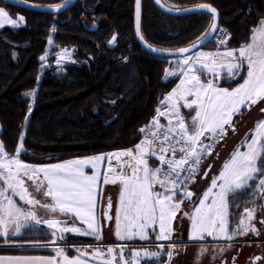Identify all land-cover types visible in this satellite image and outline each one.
Wrapping results in <instances>:
<instances>
[{"label": "trees", "instance_id": "trees-1", "mask_svg": "<svg viewBox=\"0 0 264 264\" xmlns=\"http://www.w3.org/2000/svg\"><path fill=\"white\" fill-rule=\"evenodd\" d=\"M24 1L56 6L65 0ZM162 2L175 9L211 5L220 15L219 26L232 35L228 45L235 49L248 42L252 28L264 18V0ZM0 7L24 19L23 26L0 29V143L10 156L15 155L21 137L19 159L36 165L132 149L139 143L140 129L154 118L178 77L165 79L169 59L151 56L137 44L134 0H78L57 16L1 2ZM210 24L208 14L171 17L159 12L152 0H143L141 33L153 47L188 46L203 37ZM93 25L96 28L91 31ZM114 35L116 40L110 44ZM49 40L54 45L50 52L59 47L74 50L75 62L63 66L61 72L52 65L43 69L41 57ZM244 76L243 72L233 79L222 75L219 85L232 89ZM29 92H34L33 99L26 95ZM262 164L264 159L258 161V166ZM256 183L250 181L229 204L230 230L241 220L243 210L253 206ZM14 240L50 241L51 237L28 233ZM67 241L85 240L70 237ZM0 253L18 252L0 249ZM68 253L75 255L72 250Z\"/></svg>", "mask_w": 264, "mask_h": 264}, {"label": "snow or ice", "instance_id": "snow-or-ice-1", "mask_svg": "<svg viewBox=\"0 0 264 264\" xmlns=\"http://www.w3.org/2000/svg\"><path fill=\"white\" fill-rule=\"evenodd\" d=\"M159 3V0H157ZM62 6H56L58 10ZM170 11L172 9H169ZM182 11H200L211 13L213 23L212 31L217 30L216 9L208 4H201L196 9H184ZM8 17L5 9L0 8V23ZM23 20V17L19 18ZM12 25L18 26L16 21H10ZM140 22V0H136V27L139 34ZM206 35H211V32ZM143 39V37H141ZM116 36L109 42L114 43ZM204 38L200 42L203 43ZM192 47H197L193 44ZM190 48H181L180 54L188 53ZM66 51V50H65ZM238 52V55L236 53ZM220 53H197L195 57L185 56L183 64L188 65L183 70L184 79L178 89H174L162 102L168 112L167 125H161L159 117L164 115L157 109V116L153 121L140 129L145 133V138L134 146V149H127L117 153L101 154L99 156L87 157L83 160L68 161L63 164L44 166L29 165L19 159L23 148V137L20 146L16 149L15 155H9L2 143H0V180L4 186H0V198L7 201L5 207L0 201V225L4 226V234H7V222H15L20 216L25 220H34L37 224L44 223L53 229L52 235L57 239H65V233H73L82 236L95 238L97 241L103 239L102 225L96 217L98 207L97 185L100 174H84L85 165H91L93 169L98 163L107 161L108 169L104 173V184H116L121 186L119 206L116 210L115 235L119 240H131L136 237L148 239L146 229L159 223L157 240H168L171 236L170 220L174 219L180 210L183 200L176 201L175 197L183 193L186 199H191L193 193L187 189L186 180L192 179L195 175L202 156L210 153L217 138L226 135L225 125L232 128V118L238 114L241 107L250 108L264 100V20L252 30L250 42L242 45L239 49H233L223 53L229 58L226 65L227 74L230 78L239 75L241 67L247 64V77L242 84L229 90L214 84L209 80L206 84L197 75L201 69H206L214 77L216 72V57ZM212 57L211 63L202 62L201 57ZM44 59V57H41ZM221 67H225L221 65ZM174 75V73H172ZM203 74V73H201ZM179 91V95L177 92ZM26 95H34L29 92ZM192 96L190 101L187 97ZM183 100V107L195 108V114L191 116V123H188L181 114L179 101ZM264 112V108L261 109ZM175 121V123H173ZM264 120L257 122L256 128L250 140H246L247 151L235 150L230 159L223 165V170L218 177L213 178L211 186L199 199V204L194 207L191 214L184 213L191 220L190 239H203V234L214 236L218 231L224 238L231 240L239 232L246 234L249 228L245 225V217L253 219L255 209L245 208L237 229L232 233L228 231L227 217L228 208L231 202L237 198L236 194L243 192L249 187V182L258 178L255 194L264 196V164L258 166V161L264 159ZM204 139H201V138ZM212 139L213 144H206L204 140ZM179 153V155H177ZM126 158L123 161L121 158ZM155 157L159 161L158 167H149L148 160ZM117 163L114 166L112 161ZM195 166V167H194ZM207 175V173H205ZM31 181V184H26ZM160 191H156V186ZM31 188V191L29 190ZM218 191L213 192V189ZM19 189V192L17 191ZM11 190L13 195H19L20 199L34 208L45 210L46 214L53 217L59 213L68 219L59 220L48 218L41 221L37 218L35 211H25L18 207L16 202L7 195ZM212 201L207 204L209 196ZM39 197V198H37ZM231 198V200H230ZM238 206V205H237ZM107 208H112L111 198H108ZM264 211V206H261ZM104 218L111 220L107 212L103 213ZM79 220L86 227H77L75 221ZM71 221V225H69ZM124 224L122 229L121 224ZM264 223V221H261ZM20 225L17 223L16 230ZM253 233L259 235L255 227L251 228ZM119 252L113 247L104 249L102 244L92 248L91 259L96 264H116L117 255L121 264H139L140 258H159L160 252L147 250L132 251L129 258H125L124 250L126 245H119ZM163 248L164 245H159ZM166 254L169 257V264L175 252L174 246ZM207 249H201V253ZM78 255L69 258L63 250L57 251L62 257V264H89L83 257L88 254L87 248L84 251L77 249ZM105 257H108L105 259ZM99 258V259H97ZM48 264H56L53 258Z\"/></svg>", "mask_w": 264, "mask_h": 264}, {"label": "rangeland", "instance_id": "rangeland-1", "mask_svg": "<svg viewBox=\"0 0 264 264\" xmlns=\"http://www.w3.org/2000/svg\"><path fill=\"white\" fill-rule=\"evenodd\" d=\"M20 17H22V16L21 15L11 16L8 13V17L6 19H3V22L0 23V29L4 28V27L16 28L19 26H23L24 19L20 20L19 19ZM261 20H264V18H261L260 20H258V22L252 28V30L259 25V22ZM10 21H16L18 26L14 27ZM252 30H251L248 42L251 39ZM231 40H232V35L230 34L227 42L222 47H220L219 49H224V48L231 49V47L228 45V44H230ZM248 42H246L244 44H247ZM244 44H242V45H244ZM52 47H54V45L52 44L51 40H49L48 46H47V51L43 56L44 59H41L42 63H43V69H47V68H49L50 65H52L56 69V71L61 72L63 69V66L75 62L73 48H60L59 47L57 49V52L53 53V52H50ZM203 49L214 50V48H207V49L202 48V49H200V51H203ZM236 55H238V52ZM51 57H53L52 62H49V59ZM176 59H179V58L168 60V62H167L168 63V70L165 73V79H169V78H172L174 76H177L179 78V74L174 73L175 72L174 68L175 69L177 68V66H176L177 60ZM202 71L205 72V73L202 72L203 74H201L203 76V78L201 77V75H199V76H200V79L203 83L206 84L209 80H211L214 84L221 87L219 85V81H220L221 76H218V77L217 76L214 77L213 75L210 76L209 72H207L206 69H203ZM216 72H218L217 69H216ZM242 72L244 74H246V72H247V64L246 63L241 67L239 75ZM172 73H174V75ZM239 75L232 77L230 79L236 78ZM227 77H229V76H227ZM178 87L179 86H177L176 89H178ZM236 87L237 86H235V88ZM229 90H231V89H229ZM32 93H34V92H32ZM179 94L180 93L178 91L177 95H179ZM29 96L31 97V99H33L34 95H29ZM187 99L190 101L191 99H194V97L189 96V97H187ZM181 101H182L181 105L183 106L184 101L183 100H181ZM160 106H162V103L160 104ZM263 106H264V103L262 105H256V104L251 105V109L248 107H243L240 110V112L238 114H236L237 115L236 118H234L236 115L233 116L231 123H232V126L235 127V131H233L232 128H231V130H228L224 140L221 142V144L223 142H225L226 147L221 148L220 147L221 144L218 145V147L215 149L214 153L212 154V156L209 159V161H218L217 164H215L214 166H213V164L210 166V167L213 166L212 171H211L212 173L201 178L202 182H199L200 180H198L199 178H197L198 183H196L195 188L198 190L196 192V196L192 200H188V199L184 200L183 199L184 202L181 205L180 210L176 213L175 218L177 220V228L175 230V235L173 236V239H177L180 236H186L185 234L187 233V228L189 227V229H191V224H190L191 220H190L189 216H186L184 213H186V212L189 214L192 213L194 207L199 204V199L202 198L203 193L211 186L213 178L219 176V173L223 170V165L225 164V162H227L230 159L233 152L237 149H239V151H241V152L247 151V148L244 146L246 140L251 139V136L253 135L254 130L256 128L257 122L264 119V113H262V114L260 113ZM186 109L189 110L188 108H186ZM189 111L191 112V115L186 116L185 119L188 123H191V116H193L195 114V108L190 109ZM181 113H182V111H181ZM183 115H184V113H183ZM156 116H157V111H156L154 117H156ZM152 121H153V119L150 120L149 122H152ZM262 131H264V130H262ZM233 132H235V134H232ZM140 141H141V139H140ZM140 141H139V143H140ZM119 151H123V150H119ZM216 156H217V158H215ZM150 158L148 160L149 163L151 161H156V160L152 159V157H150ZM221 161H223V163H220ZM199 183H201V184L199 185ZM257 183H258V180H257ZM120 190H121V186L119 183L104 184L103 180H102L101 189H100V200L103 202L104 194L111 192L112 195L114 196L115 201H118V199L120 197ZM216 191H218V188L213 189V192H216ZM175 198H177V196ZM178 201H179V199H178ZM211 201H212V196L210 195L208 198V201H206V203L210 204ZM263 202H264V196H260L259 194H255L254 204L252 207L249 208V209H252V208L255 209L253 219L248 220L245 217V225L249 228V231L246 234H241L242 236L239 238V239H241L240 241L233 240L232 243H226V242L221 243L220 242L219 244H216V245L199 244V243L196 244L195 242H197V240L200 241V239L199 238L190 239L189 238L190 235L188 234L189 237L180 238L182 240H188L190 242L187 244L186 251L177 252L174 255V258L170 261V264H250V263L252 264L253 260L258 257V254L264 252V223H261V221H264V211H261V206H264ZM242 213H244V210ZM64 219H65V217H64ZM101 221H103V223H104L103 219ZM239 223H240V221H239ZM253 226L255 227V229L257 230L259 235H257L256 233H253L251 231V228ZM40 233H46V235L48 234L50 237H52V235L50 234V231L46 232L43 230ZM40 233L34 232L32 234H33V236H37ZM237 233H239V232H237ZM64 236H65L64 240H68L70 238V236L67 235L66 233L64 234ZM232 239H234V238H232ZM227 240L228 239H226V241ZM52 242L54 244H57L59 242V239H57V237H54ZM211 247H216V248L220 249V253L215 254L214 256L211 257L210 253L205 254V253H201L200 251H198L199 249L200 250L201 249L209 250V249H211ZM85 249L86 248H83V251ZM87 250H88V253H91V251H92V249H88V248H87ZM74 256H77V255H74ZM232 260L234 261L233 263L231 262Z\"/></svg>", "mask_w": 264, "mask_h": 264}, {"label": "crops", "instance_id": "crops-1", "mask_svg": "<svg viewBox=\"0 0 264 264\" xmlns=\"http://www.w3.org/2000/svg\"><path fill=\"white\" fill-rule=\"evenodd\" d=\"M250 42V41H249ZM248 42V43H249ZM235 48H224V49H218V50H205L203 49V51H197L196 53L189 55V56H193L195 57V55L197 53H220L221 55L216 57V69H217V77L218 76H228L227 74V70H226V65L229 63V58H226L223 56V53H225L226 51H230L233 50ZM239 49V48H237ZM237 54V53H236ZM183 59L184 58H179L176 59L177 61V68H174V73L179 74V78H178V82L175 85V87L172 89V91L169 93L171 94L173 92L174 89L177 88V86H180L181 84V80L184 79V76L182 74L183 70H187L188 65H184L183 64ZM202 62H207V63H211L212 61V57H208V56H202L201 58ZM221 65H224L225 67H221ZM203 69L199 70L197 72V75H201V73H205L204 71H202ZM210 76H212L211 73H209ZM201 77L203 78V76L201 75ZM247 77V72L245 74V77ZM244 81V79L242 80L241 83L242 84ZM238 84V85H239ZM237 85V86H238ZM224 88V87H222ZM235 88V87H234ZM233 89V88H232ZM169 94H167L164 99L162 100V102L165 100V98L167 96H169ZM161 102V103H162ZM182 101H179V104L181 105ZM264 103V100L259 101L256 105H262ZM165 106L164 103H162V106ZM244 106L241 107V109ZM264 107V106H263ZM251 109V107H250ZM190 110V109H189ZM187 110L185 107H183L181 105L180 107V111H182V115L184 113V117L186 116H190L191 112ZM262 114V112H260ZM160 120V124L161 125H167L168 123V112L164 113V115H161L159 117ZM264 120V119H263ZM262 121V120H261ZM173 123H175V121H173ZM235 128V127H234ZM232 134H235V132H233ZM20 146V145H19ZM18 146V147H19ZM221 148L226 147L225 142H223L220 146ZM134 149V148H133ZM120 151H113V152H109V153H117ZM109 153H103V154H109ZM101 154L95 155V156H99ZM94 157V156H91ZM87 158V157H86ZM217 158V156L215 157ZM85 158H76V159H71V160H67V161H63L60 163H54V164H63L65 162L68 161H73V160H83ZM126 158H121V160L123 161ZM23 162V161H22ZM218 161H210L206 173L211 174L212 172V168L215 164H217ZM25 163V162H24ZM116 161L113 160L112 164L115 166L116 165ZM149 163V162H148ZM220 163H223V161H221ZM28 164V163H26ZM213 164L212 167H210ZM29 165H35V166H44V165H53V164H41V165H36V164H29ZM159 163L157 161H151L149 163V167L151 168H155L158 167ZM108 169V163L107 161H104L102 163H98L97 167L95 169L92 168L91 165H85L83 168L84 174L87 176H91L93 175L94 172L99 173L100 174V179L98 181V185H97V193H98V207L96 208V217L98 222L102 225V242L101 241H97L95 238L93 237H89V236H82V235H77V234H73V233H66L67 235H69L70 237H75V238H82L85 241L88 242H92V243H99L102 244L104 246V249H106L107 246L109 245H113L116 247V251L117 253L119 252V248L117 246L119 245H126L125 250H124V256L125 258H129L130 254L132 251L136 250V251H141L143 252L144 250L150 251V252H160L161 255L159 256V258L156 257H152V258H147V257H141L139 264H168L169 263V257L167 256V252L170 251L171 249L169 248L170 245L174 246L175 248V252L171 258V260L174 258V255L179 252V251H186L187 249V244L190 243L188 240H182L180 238H186L189 237L188 234L190 235L191 233V229H189V227L187 228V233L185 234L186 236H180L177 239H173V236L175 235V230L177 228V220L176 218L171 219L169 224H170V228H171V236L170 239L168 240H157L156 239V235L159 233V223L157 221V223L155 225H151L146 229L147 235H148V239L144 240V239H140L139 237H136L134 239L131 240H119L116 235H115V229H116V222H115V216H116V210L119 206V199L118 201H115L114 196L112 195L111 192H108L107 194H104L103 197V202L100 200V189H101V182L104 179V173L107 172ZM208 174V175H209ZM207 175L203 174L202 176L198 177L200 180L199 182H202L201 178L205 177ZM198 180L194 183V185L196 186V183H198ZM258 180V179H256ZM26 184H31V181H27L26 180ZM201 183H199L200 185ZM193 185V187H191L193 189V196L191 197L190 200L194 199V197L196 196V192L198 189L195 188V186ZM0 186H4V183L2 180H0ZM31 191V188L29 189ZM156 191H160L161 189L159 188V186L157 185L155 188ZM17 191L19 192V189H17ZM7 195L11 196V198L16 202V205L18 207L23 208L25 211L28 210H32L35 211L37 214V218L40 219L41 221H43L44 219H48V218H56L59 219L61 221L68 219V217L57 213L54 217L51 214H46L44 209H41L39 207L37 208H32L30 205L26 204L25 201L20 199L19 195H13L12 191L9 190ZM111 198L112 201V208L109 210V216L112 217L111 220H109L108 222L105 221L104 217H103V213L106 211L107 208V202H108V198ZM39 198V197H37ZM182 200L180 198H175L176 201ZM0 201L3 202L4 206H7V201H4L3 198H0ZM229 213V210H228ZM65 217V219H64ZM178 218V217H177ZM104 220L103 221L101 220ZM227 227H228V231L229 233H232L234 230L237 229V224L233 229L230 230L229 228V215L227 217ZM17 223L20 225L19 231L16 230V225ZM76 226L77 227H86V225H83L78 219L75 221ZM113 224V225H112ZM191 224V222H190ZM69 225H71V221H69ZM7 227V234H4V226L0 225V243L3 239H7L9 241H13V239H17L20 237L25 236L28 233H40L41 231H50V234L52 235V232L54 231L53 229L49 228L46 224L44 223H40L37 224L34 220L28 219L25 220V218L23 216H20L18 218V220H15V222H7L6 224ZM113 227V228H112ZM122 229L124 228V224L122 221L121 224ZM242 235L239 233H236L234 235V239L233 240H237L240 241L241 239H239ZM54 236L52 235L51 237V242L53 241ZM200 239V238H199ZM227 238H224L218 231L215 233L214 236H209L207 235V233L203 234V239H200V241L197 240V242H195L196 244H219L224 243L226 241ZM60 240V239H59ZM64 240V239H63ZM15 241V240H14ZM62 241V240H60ZM134 243V244H133ZM133 244V245H131ZM159 245H164L163 248H160ZM61 250L60 248H54V249H50V250H43V251H38V252H23V253H0V264H48V262L50 260H52L53 258L56 261V264H62V257L57 255V251ZM64 254L67 255L69 258H75L76 256H72L68 253V251H65L64 249H62ZM198 251L201 252V250L199 249ZM205 254H209L210 256H214L215 254H219L220 253V249L216 248V247H211V249L203 252ZM221 255V254H220ZM89 264H96L93 262L88 261ZM117 262L118 264H121V261L119 259V256L117 255ZM232 263L234 262L233 260L231 261ZM251 264V263H250ZM252 264H264V252L258 254V257L255 258L252 262Z\"/></svg>", "mask_w": 264, "mask_h": 264}, {"label": "water", "instance_id": "water-1", "mask_svg": "<svg viewBox=\"0 0 264 264\" xmlns=\"http://www.w3.org/2000/svg\"><path fill=\"white\" fill-rule=\"evenodd\" d=\"M1 3H4L6 5H10L12 7L18 8V9H23L26 11H30V12H36V13H42V14H47V15H51V16H57L60 15L66 11H68L70 8H72L77 2L78 0H65L64 2H62L59 5L56 6H62L60 7L58 10H56V6H43V5H38V4H34V3H30L24 0H0ZM152 3L154 5V7L161 13H163L164 15L167 16H171V17H183V16H189V15H196V14H208L211 16V24L210 27L208 29V31L205 33V35L201 38H204L203 43L200 42L201 38L198 39L197 41H195L194 43L182 47V48H190L191 50L188 53L185 54H180L178 52L179 49H160V48H156L153 47L151 45H149L145 39H141L142 33H141V12H142V4H143V0H140V22H139V34L137 33V27H136V0H134V8H133V30H134V37L135 40L137 42V44L139 45V47L147 54L154 56V57H159V58H163V59H175V58H184L185 56H189L192 55L193 53L197 52L198 50L204 48L205 46L211 44L212 39L214 34L216 33L217 30L212 31L211 29V25L213 23V16L211 13H204V12H200V11H182L184 9H196V6H192V7H187V8H181V9H175V8H170L168 6H166L162 0H159V3H157V0H152ZM169 9H172L171 11ZM216 25H217V29L219 27V21H220V15L218 13V11L216 10ZM95 25H93L90 30L93 31L95 29ZM211 32V35H206L207 33ZM193 44H196L197 47H192ZM264 108V107H263ZM264 113V112H262ZM189 200V199H188ZM264 204V202H263ZM109 215V209L106 208V211ZM104 217V216H103ZM106 222H108L109 220L104 218ZM108 247H113L116 249L115 246L113 245H109ZM81 251V250H80ZM72 252L75 255H78L77 249H73ZM108 257H105V259H107ZM83 259H86L90 262L96 263L95 261H93L91 259V254L88 253L87 255H85L83 257ZM99 259V258H97ZM116 264H118L117 260H116Z\"/></svg>", "mask_w": 264, "mask_h": 264}, {"label": "built area", "instance_id": "built-area-1", "mask_svg": "<svg viewBox=\"0 0 264 264\" xmlns=\"http://www.w3.org/2000/svg\"><path fill=\"white\" fill-rule=\"evenodd\" d=\"M229 36H230L229 31L225 27L219 26L216 33L214 34L212 42H211L214 50H218L220 47H222L227 42ZM165 108H166V106L163 105V106H160L158 109L161 112L166 113L167 111L165 110ZM150 123L151 122L147 123L145 126L149 125ZM145 126L143 128H145ZM225 129H226V133L228 132V130H231V128L228 127L227 125H225ZM225 136H223V138H217V141L214 143V146L212 147L210 153L204 154L202 156L201 163L199 164L195 175L192 177V179L185 181V184L187 185V189L189 191H191V187L194 185L197 178L200 176L202 170L204 169L205 165L208 163L210 157L214 153L215 149L218 147V145L221 144V142L224 140ZM144 138H145V133L141 132V141ZM201 139H204V138L202 137ZM204 142L206 144H213L212 139H206V140H204ZM177 155H179V153ZM152 159L156 160L159 163L158 159H156L155 157H152ZM177 197L182 199V200L186 199L182 192L180 194H178ZM225 242L226 243H232V240L228 239ZM133 244H131V245H133ZM97 245H99V243H92V242H88V241H67V240L60 241L59 240V242L57 244H54L51 241H9L7 239H3L0 243V249L11 250V251H15L18 253L19 252L20 253L38 252V251H43L44 249L50 250V249H54V248H60V249L66 250V251L73 250V249H79V250L83 251V248L92 249V248H95Z\"/></svg>", "mask_w": 264, "mask_h": 264}]
</instances>
